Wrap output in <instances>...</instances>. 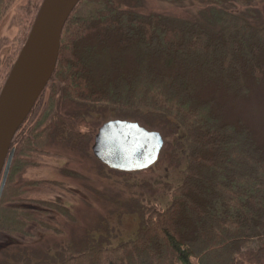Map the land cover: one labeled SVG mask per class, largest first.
Listing matches in <instances>:
<instances>
[{
    "label": "trees",
    "instance_id": "1",
    "mask_svg": "<svg viewBox=\"0 0 264 264\" xmlns=\"http://www.w3.org/2000/svg\"><path fill=\"white\" fill-rule=\"evenodd\" d=\"M10 1L0 0V15ZM199 1V16L175 18L141 14V0H78L54 69L11 140L0 242L51 227L50 208L66 214L67 205L37 196L46 179L26 169L49 153L51 138L84 149L92 137L87 113L97 107L180 132L185 166L170 201L131 205L137 232L116 245L89 238L32 262L23 247L0 264H264V136L231 108L264 86V15L251 0ZM40 2L22 7V41ZM63 98L77 108L61 110ZM249 238L257 243L241 248Z\"/></svg>",
    "mask_w": 264,
    "mask_h": 264
},
{
    "label": "rangeland",
    "instance_id": "2",
    "mask_svg": "<svg viewBox=\"0 0 264 264\" xmlns=\"http://www.w3.org/2000/svg\"><path fill=\"white\" fill-rule=\"evenodd\" d=\"M27 1H10L0 15V80L11 66L7 67L6 62L12 57L14 61L25 40L22 41L21 33L28 13L22 7ZM249 6L264 15V0H251ZM204 8L199 0H141L136 9L141 14L157 11L175 18H193L199 16V11ZM60 102L63 111L77 108L67 98ZM231 103L235 115H241L257 135L264 136V86ZM123 113L126 112L99 107L88 111L86 128L92 130V137L84 149L55 138L49 140L45 145L49 153L39 154L36 157L38 163L29 166L26 173L48 181L45 180L37 196L67 205L66 214L50 208L47 219L51 227L35 228L22 241L6 237L0 242V260L26 247L32 254L30 261H38L57 252L58 247L65 243H78L95 237H101L105 245H116L134 237L137 232L139 218L131 211V205L139 203L145 208H162L170 201L185 166L184 150L179 146L182 140L180 132L176 135L161 126L149 125L140 118ZM111 118L137 120L148 129L159 130L163 137L159 159L147 168L127 171L112 168L95 157L91 150L94 133L103 121ZM81 128L85 129V126L81 125ZM256 243V238H249L241 248Z\"/></svg>",
    "mask_w": 264,
    "mask_h": 264
},
{
    "label": "water",
    "instance_id": "3",
    "mask_svg": "<svg viewBox=\"0 0 264 264\" xmlns=\"http://www.w3.org/2000/svg\"><path fill=\"white\" fill-rule=\"evenodd\" d=\"M77 2L41 0L0 87V195L13 156L12 137L54 69L63 24ZM162 146L159 130L148 129L137 120L111 118L98 126L91 150L112 168L135 171L155 163Z\"/></svg>",
    "mask_w": 264,
    "mask_h": 264
}]
</instances>
